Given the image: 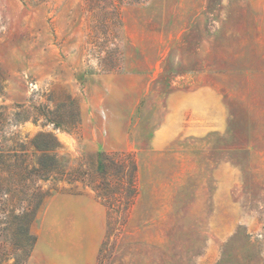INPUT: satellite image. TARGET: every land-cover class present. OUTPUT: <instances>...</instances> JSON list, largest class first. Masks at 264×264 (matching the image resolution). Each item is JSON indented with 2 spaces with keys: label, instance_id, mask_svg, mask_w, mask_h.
<instances>
[{
  "label": "rangeland",
  "instance_id": "374dc122",
  "mask_svg": "<svg viewBox=\"0 0 264 264\" xmlns=\"http://www.w3.org/2000/svg\"><path fill=\"white\" fill-rule=\"evenodd\" d=\"M137 11L165 24L159 56ZM0 108V264H97L106 242V264H264V0H0ZM122 151L120 231L68 173Z\"/></svg>",
  "mask_w": 264,
  "mask_h": 264
},
{
  "label": "trees",
  "instance_id": "16d2710c",
  "mask_svg": "<svg viewBox=\"0 0 264 264\" xmlns=\"http://www.w3.org/2000/svg\"><path fill=\"white\" fill-rule=\"evenodd\" d=\"M131 31L136 35V41L134 40L135 47L138 48L141 53L138 55L145 57L144 51H142L141 40L145 38H150L153 41L154 52H158V56L162 50L167 46L171 40L166 38L167 30L165 24L158 23L154 19L146 17L141 11H137L134 18L131 21ZM158 34L162 35L160 42H158ZM156 41V42H154ZM227 98V97H226ZM228 101V99H227ZM4 112L0 108V126L3 119ZM264 124V115H258V122ZM56 125H61L59 120H52ZM4 148V145L0 144V151ZM38 148V147H37ZM37 168L36 171L43 170L44 172H49L55 167L53 163L49 161H44L42 159H37L35 161ZM35 167V165H34ZM68 179L70 181H82L87 185L91 186L97 197L103 202L107 209L112 214L115 224L119 223L120 227H117L120 231L129 224L134 206L137 202L140 193V177H139V161L134 152H105L101 155V159L98 161V173L90 174L86 172L83 175L79 173H68ZM29 178V177H28ZM47 179V178H45ZM23 178L16 183V188L22 186ZM34 204V202H33ZM29 209L33 207L32 204ZM40 206V201H36L35 209ZM34 210L32 209V212ZM173 224V217L167 215L164 219H161L156 225L158 231H166L168 227ZM115 229V225L110 227V233ZM170 229V228H169ZM26 234V233H25ZM28 237V230H27ZM35 240L31 243L33 248ZM106 242L102 248L100 256L98 258L97 264H106L108 260V249ZM30 254H28V257ZM27 259L23 262L26 264Z\"/></svg>",
  "mask_w": 264,
  "mask_h": 264
},
{
  "label": "crops",
  "instance_id": "0c3cea01",
  "mask_svg": "<svg viewBox=\"0 0 264 264\" xmlns=\"http://www.w3.org/2000/svg\"><path fill=\"white\" fill-rule=\"evenodd\" d=\"M50 262H54V258L53 257H50Z\"/></svg>",
  "mask_w": 264,
  "mask_h": 264
}]
</instances>
